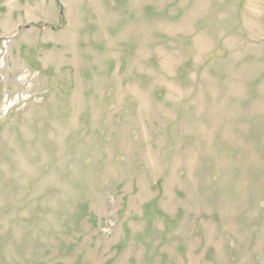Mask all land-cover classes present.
Returning a JSON list of instances; mask_svg holds the SVG:
<instances>
[{"label":"rangeland","instance_id":"obj_1","mask_svg":"<svg viewBox=\"0 0 264 264\" xmlns=\"http://www.w3.org/2000/svg\"><path fill=\"white\" fill-rule=\"evenodd\" d=\"M0 264H264V0H0Z\"/></svg>","mask_w":264,"mask_h":264}]
</instances>
